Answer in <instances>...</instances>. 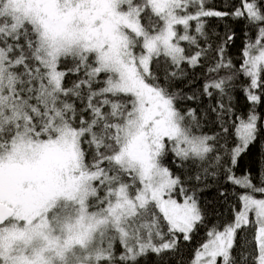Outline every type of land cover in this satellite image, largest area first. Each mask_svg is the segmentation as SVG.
<instances>
[{
    "label": "snow or ice",
    "instance_id": "1",
    "mask_svg": "<svg viewBox=\"0 0 264 264\" xmlns=\"http://www.w3.org/2000/svg\"><path fill=\"white\" fill-rule=\"evenodd\" d=\"M0 264H264V0H0Z\"/></svg>",
    "mask_w": 264,
    "mask_h": 264
},
{
    "label": "trees",
    "instance_id": "2",
    "mask_svg": "<svg viewBox=\"0 0 264 264\" xmlns=\"http://www.w3.org/2000/svg\"><path fill=\"white\" fill-rule=\"evenodd\" d=\"M217 2H218V0H217ZM203 236V233H201V237ZM199 239V238H198Z\"/></svg>",
    "mask_w": 264,
    "mask_h": 264
}]
</instances>
